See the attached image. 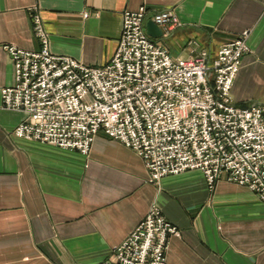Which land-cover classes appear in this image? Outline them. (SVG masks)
I'll list each match as a JSON object with an SVG mask.
<instances>
[{"label":"crops","instance_id":"crops-1","mask_svg":"<svg viewBox=\"0 0 264 264\" xmlns=\"http://www.w3.org/2000/svg\"><path fill=\"white\" fill-rule=\"evenodd\" d=\"M146 6L172 10L181 26L158 40L176 57L222 44L249 30L250 51L232 83V102L264 103V0H0V90L13 84L6 45L37 50L31 13L38 8L50 51L100 66L114 55L121 15ZM87 12V17L83 14ZM0 96V264H99L149 212L178 229L167 264H264V202L220 178L212 189L198 170L154 184L139 156L96 135L88 156L13 135L26 118Z\"/></svg>","mask_w":264,"mask_h":264},{"label":"built area","instance_id":"built-area-1","mask_svg":"<svg viewBox=\"0 0 264 264\" xmlns=\"http://www.w3.org/2000/svg\"><path fill=\"white\" fill-rule=\"evenodd\" d=\"M146 13L144 5L124 11L113 57L91 66L50 51L33 7L39 48L4 46L14 82L1 88V104L26 115L13 135L88 156L95 136L103 133L133 150L154 184L198 170L209 189L225 177L264 202V103L241 107L230 96L241 58L250 51L249 30L222 44L212 60L196 48L182 58L148 36ZM152 21L163 36L182 25L172 10L156 11ZM178 232L151 206L99 264H167L168 241Z\"/></svg>","mask_w":264,"mask_h":264},{"label":"water","instance_id":"water-1","mask_svg":"<svg viewBox=\"0 0 264 264\" xmlns=\"http://www.w3.org/2000/svg\"><path fill=\"white\" fill-rule=\"evenodd\" d=\"M145 32L148 34L149 37L156 41L163 37V32L161 28L152 20H148L145 23Z\"/></svg>","mask_w":264,"mask_h":264}]
</instances>
